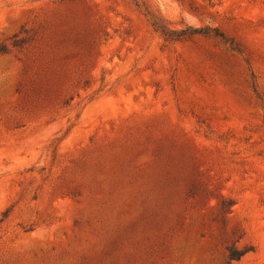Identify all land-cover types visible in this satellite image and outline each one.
Instances as JSON below:
<instances>
[{
    "label": "rangeland",
    "instance_id": "374dc122",
    "mask_svg": "<svg viewBox=\"0 0 264 264\" xmlns=\"http://www.w3.org/2000/svg\"><path fill=\"white\" fill-rule=\"evenodd\" d=\"M3 46L0 264H264V0H0Z\"/></svg>",
    "mask_w": 264,
    "mask_h": 264
},
{
    "label": "trees",
    "instance_id": "16d2710c",
    "mask_svg": "<svg viewBox=\"0 0 264 264\" xmlns=\"http://www.w3.org/2000/svg\"><path fill=\"white\" fill-rule=\"evenodd\" d=\"M146 16L148 17V21L150 22L153 29L159 32L166 40L176 41L186 36H192L195 34L210 35L211 32L214 33V36L216 38H221L222 40H225V41L229 40L228 38L224 37V35L219 33L217 29L188 27L183 30H171L168 28L166 22L160 16L153 14L150 11H146ZM23 44H24V41L19 40L14 43V46L21 47ZM6 53H8V49L4 46L0 47V54H6ZM249 251L250 250L239 251L231 247L228 249L229 261L238 262Z\"/></svg>",
    "mask_w": 264,
    "mask_h": 264
}]
</instances>
